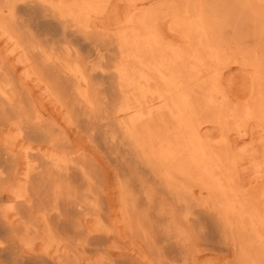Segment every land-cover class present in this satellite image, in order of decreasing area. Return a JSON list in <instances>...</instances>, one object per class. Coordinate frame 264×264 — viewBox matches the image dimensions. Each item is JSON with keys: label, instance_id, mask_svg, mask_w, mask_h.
<instances>
[{"label": "bare ground", "instance_id": "obj_1", "mask_svg": "<svg viewBox=\"0 0 264 264\" xmlns=\"http://www.w3.org/2000/svg\"><path fill=\"white\" fill-rule=\"evenodd\" d=\"M47 1L0 0V22L7 11L5 32L19 60L90 140L126 152L125 216L153 264H190L198 239L234 253L230 264H264V187L256 195V186L239 187L238 167L202 140L204 123L196 124L190 94L177 80L182 59L168 55L144 22L141 33L127 19L131 30L114 39L90 32L103 0H56L63 9L53 7L50 16L38 12ZM147 1L154 0L140 3ZM27 87L0 61V264H142L117 257L105 235L88 229L107 220L97 172L44 127ZM155 100L166 115L154 114Z\"/></svg>", "mask_w": 264, "mask_h": 264}, {"label": "rangeland", "instance_id": "obj_2", "mask_svg": "<svg viewBox=\"0 0 264 264\" xmlns=\"http://www.w3.org/2000/svg\"><path fill=\"white\" fill-rule=\"evenodd\" d=\"M47 2L44 7H39L38 12L50 16L53 11L61 8L56 0ZM140 2L141 0H110L107 4V0H103V8L100 6V10L97 9V14L100 15L92 16L89 31L98 32L97 35L107 34L114 39L117 34H125L126 30H131L132 27L127 23L129 20L139 22L134 28L141 33H144L141 28L143 22L146 26L153 27L151 29L157 34L168 55L175 57L177 61L182 59L181 62L184 63L178 62L177 80L184 81V89L191 95L189 100L195 106L194 118L198 115L196 124L204 123V128L200 127L202 140L211 146L213 143V147L225 153L231 169L238 167L234 173L237 171L235 175L238 174L239 187L247 189L256 186L254 193L258 194L263 189L261 187H264V0H154L144 2L143 5ZM122 11L126 12L124 16ZM9 18L5 11L4 21L0 22V61L5 70L13 71L14 79L26 83V87L32 90L34 106L43 116L44 127L65 138L68 146L66 151L86 160L97 172L102 191L99 197H103L106 204L107 220L91 221L88 229L105 235L106 246L117 257L122 252L138 259L142 264H153L146 247L131 233V224L125 216L122 190L128 175L123 164L126 152L107 150L103 144L101 146L92 142L88 133L74 123L75 118L70 119L67 109L55 99L51 91L36 82L35 76L19 60L21 53L15 46V41L5 32L6 27L11 25ZM177 54V57L174 56ZM196 62L200 64L199 68ZM20 64L24 70H21L23 68ZM163 106L159 102L155 103L154 114L166 115V108ZM126 120L130 123L131 117ZM225 135L228 140L224 144L220 141ZM235 157L238 162H235ZM230 161L236 164L231 165ZM196 197L203 198L197 194ZM10 204V201L1 202L5 207ZM76 209L80 211L78 206ZM198 240L189 247L190 253L196 257L190 264H230L234 261L235 255L231 251H217L214 246H202Z\"/></svg>", "mask_w": 264, "mask_h": 264}]
</instances>
